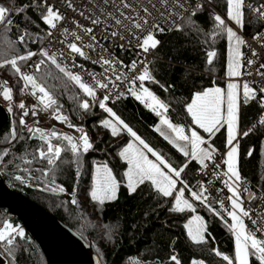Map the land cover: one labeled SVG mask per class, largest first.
I'll list each match as a JSON object with an SVG mask.
<instances>
[{
  "label": "snow or ice",
  "instance_id": "snow-or-ice-1",
  "mask_svg": "<svg viewBox=\"0 0 264 264\" xmlns=\"http://www.w3.org/2000/svg\"><path fill=\"white\" fill-rule=\"evenodd\" d=\"M212 2L213 0H203V2L195 3L193 0V3L190 4L189 0H90V6L97 11L87 16L82 11L79 14L89 20L93 27H85L75 22L76 28L80 29L82 34H78L76 31L70 32L68 28H64L62 34L65 37L71 36L73 38V42L66 45L69 54L90 60L93 64H99L103 68V73H101L103 79H97L96 73H88L94 82L93 84L86 83L81 74L73 73L62 66L58 62L57 55L50 53L46 48H41L39 52L28 50L29 43H35V40L27 30L20 33L17 40H6V45L10 50L15 51L17 44H19L23 46L25 51L24 54H17L11 59H3L0 62V69L10 68L18 77V82H22L20 91L30 94L37 103L29 106L21 101L16 105L21 110L18 121L19 128L11 127L7 136L0 139V143L6 142L11 146L15 143L38 138L41 144L32 152L25 149L18 157L10 159L12 148H4L0 151V168L14 167L17 174H14L13 178L21 184L25 183L26 180L34 179V171L40 172L46 182L45 187H47L48 185H55L57 168L54 166L62 161L63 153L70 152L72 154L73 163L77 165L76 175L79 176L81 175L79 169L82 167L80 164L81 155L94 150V144L88 134L81 127L70 122L69 117L62 111L63 105L58 102L53 91L47 86L45 78L48 73L42 72V69L46 63H50L76 85L85 96L91 98L90 102L88 99L80 100L78 96H73L72 99L78 103L80 109L88 112L93 107L98 106L104 113H107V118L100 121L103 128L110 130L113 137L126 133L132 138V142H129L118 154L127 164V169L124 172L126 180L124 186L129 190V194L135 193L141 185L148 183L158 195L165 198L171 197L174 200L172 211L178 213H183L186 210L195 212L196 208L193 203L185 198V190L188 189V185L181 179L188 163L174 167L163 154L155 151L109 106V101L114 103L125 95L123 92H118L113 96V88L118 87L117 81H127L129 85L126 89L127 93L160 117V125L164 126L165 130L157 127L156 131L160 132L165 140L176 147L184 157H189L190 161L198 162L202 169H208L209 164L207 162L209 161L213 162L215 168H219L220 165L215 164L216 149L210 140H206L196 129H190V134H186L184 127L173 124L167 115L170 105L145 86L146 82L159 83L153 71L149 69L148 63H145V59L146 54L157 50L161 44L156 35L164 33L166 29L160 21L163 20L169 25L167 31L180 32L182 31V24L187 27L191 18L196 16L198 11L208 10L207 6L211 5ZM226 2L227 19L234 22L238 29L242 30L245 27V9H251L256 18L261 21V27H264V3L253 7L252 4L246 3V0H226ZM65 3L73 11H77L72 0H65ZM29 9L39 11L40 20L51 30H56L58 25L66 19L61 9L50 3V0H30L29 3L20 7L5 6L3 0H0V38L13 28V15L25 13ZM185 13L188 15L186 16ZM211 18L214 21V29L210 33L203 34L205 37L215 40L221 33H227V38L232 44L227 74L229 77H240L242 75L240 68L242 67L241 57L243 55L240 48L241 45H246V41L238 35L237 30L227 26L226 20L219 14H212ZM177 19L181 20L182 24H178ZM29 23H31L30 20ZM96 28L103 29L99 37L95 35ZM196 31L202 32L201 29H196ZM47 34L51 36L52 32L49 31ZM85 37H88L91 42L78 43L83 42ZM253 39L264 41V34L257 32ZM104 41L111 42L121 50H127L128 47L137 48L140 50L137 55L144 54L145 59L133 60L130 65H125L123 60L116 56L105 55L108 53V49L105 47ZM118 41H126V43H117ZM97 48L101 49V52L97 54L98 59H93L88 50L96 51ZM59 55L62 57L64 53L61 52ZM206 55L207 64L212 65L217 55L216 52L207 51ZM252 55H258L254 49ZM33 57H42V59H39L34 65L29 64ZM253 63V60H247L249 66ZM24 65H27L32 71H22ZM140 65H143L142 70ZM73 66L83 69V65L74 64ZM124 68L134 74L130 79L122 71ZM260 69H264V64L260 65ZM35 73H42V75L37 77ZM109 73L111 76L108 75ZM247 74L250 75L251 73ZM257 74L264 77V72L259 69H257ZM113 76L114 80L112 79ZM171 87L172 85H169L164 90L168 91ZM98 89L105 91L102 98L97 95ZM0 97L9 102L8 111L12 112L14 94L8 81L0 82ZM251 102H257L264 109V87L256 89L251 87L248 82H244L242 85L231 82L228 83L226 91L220 87H214L195 93L191 103L186 105V112L191 117V123L207 133L209 137L214 136L220 128L227 127L229 150L226 153V159L222 160L227 169L223 176H226L227 179L222 182L230 193L227 197L230 207L226 208L224 201L216 202L219 204L220 210L213 207V202L205 195L208 189L203 184L200 185L199 191L190 192L194 201L201 202L215 216L220 217L228 226L229 231L233 233L235 237L234 256L230 257L219 250H215V255L222 257L226 264H252V258H255L258 264H264V238L258 236V233L264 235V223L258 222L254 218L253 212L245 207L242 193L239 190L242 176L239 171L238 137L240 135L246 137L253 131L250 128L243 133L240 132L241 108ZM41 112L51 113L54 120L74 128L80 133V136L74 138L68 134L58 133L54 129L45 130L38 126H29L25 118L29 115L38 117ZM34 123L38 125L39 120H35ZM259 124L264 125V118L259 121ZM202 145L208 146L202 147ZM148 154H151L155 159H149ZM248 155L251 156L252 152L249 151ZM38 162H44L46 167L33 169L31 166ZM178 183L183 187L177 189ZM120 187L121 182L117 180L112 169L106 163L98 164L92 175L88 195L91 201L104 205L106 201L117 199V192ZM51 191L64 193L66 189L63 186H53ZM244 191L248 193L249 200L256 199L255 194L247 188ZM75 193L76 189L74 188L73 199L70 201L72 205L79 203L78 199L75 198ZM221 210L226 213V217ZM229 218L231 223L228 222ZM245 219L251 222V226L245 223ZM185 228L187 235L193 242L197 244L206 242L207 225L201 216H193L185 224ZM28 239L22 226L14 225L8 220L0 222V250L3 253L0 255V261L2 264H18V255L26 251L19 245V241L27 242ZM18 248L19 252H17ZM4 256L8 257L6 262ZM170 260L174 264H181L176 255H172ZM133 264H140V262L135 261ZM192 264H203V262L193 261Z\"/></svg>",
  "mask_w": 264,
  "mask_h": 264
},
{
  "label": "trees",
  "instance_id": "trees-1",
  "mask_svg": "<svg viewBox=\"0 0 264 264\" xmlns=\"http://www.w3.org/2000/svg\"><path fill=\"white\" fill-rule=\"evenodd\" d=\"M246 1L258 3L261 0ZM3 3L8 7H20L28 2L3 0ZM211 5L227 18L226 0H213ZM13 20V28L0 38V62L3 59H11L17 54H24L25 51L19 44L15 51L10 50L6 45V40H17L18 35L27 30L35 40V43H29L28 50L35 51L46 35L48 26L40 20L39 11L29 9L25 13L14 14ZM179 24H182V21ZM251 25H254V22L245 18V26ZM196 29H201L202 32L198 33ZM213 29L214 21L211 16L205 11H198L196 16L191 18L187 27L182 24V31L173 30L164 37H160L161 44L155 50L156 58L148 64L159 83L146 82L145 86L170 105L167 113L168 118L172 123L184 127L186 134L192 126L191 117L186 112V105L190 103L194 94L202 92L206 88L224 85L227 64V33H221L215 40L205 37L203 33H210ZM206 40L207 42H205ZM207 51H215L217 54L212 65L207 64ZM42 72L48 73L45 82L53 91L58 102L63 105L62 111L69 117L70 122L80 124L85 128L94 144V150L81 155L80 164L82 167L79 169L81 173L79 176L76 175L77 165L73 163L72 154L70 152L63 153L62 161L54 166L57 168L55 185L45 187L46 182L41 173L35 171L33 172L34 179L26 180L21 184L14 180L13 176L17 174V170L12 166L7 169L0 168L1 180L9 188L21 192L30 200L47 209L75 231L86 244L94 264H133L135 261L140 264H174L170 260L172 255H176L181 264H189L192 259H199L205 264H226L222 257L215 255V250L230 257L234 256L233 234L220 217L215 216L201 202L191 198V189L194 191L200 189L195 183L194 174L198 164L184 157L154 129L159 117L128 93L114 103L109 102V106L146 143L155 151L163 154L174 167L188 163L181 179L188 185V189L185 190V198L193 203L196 208L195 212L172 211L174 200L171 197L165 198L158 195L148 183L141 185L135 193L129 194V190L124 186L126 184L124 178L126 163L118 154L131 137L126 133L113 137L110 130L103 128L100 121L107 118V113H104L98 106L88 112L80 109L78 103L72 98L78 96L81 100L83 93L54 65L46 63ZM35 75L40 77L42 73H35ZM0 79L8 81L14 94L13 111L9 112L4 104L8 120L0 127V139H3L11 127L19 128L16 104L22 92L20 91L21 82H18V77L10 68L0 69ZM169 85L172 87L165 91L164 89ZM250 86L259 89L257 86ZM259 111L260 107L257 102L242 106L240 132L248 126ZM10 113L15 117L13 121L10 120ZM39 127L67 134L60 126L51 122L41 123ZM252 129L250 135L238 137L239 171L249 181L248 186L252 191H264V125L257 122ZM199 132L210 140L216 150L226 149L225 127L220 128L212 137L200 129ZM25 135H27L26 132ZM40 144L38 138L11 146L4 142L0 143V151L11 147L13 151L10 159L18 157L25 149L32 152ZM249 151L252 152L251 156L248 155ZM104 163L112 169L117 180L121 182V187L117 192L116 200L106 201L104 205H99L91 201L88 192L92 183L93 167ZM31 167L43 169L46 164L38 162ZM30 185H39L45 188L63 186L66 192L70 193V197L42 192ZM180 187L183 185L178 183L177 189ZM74 188L76 189L75 198L79 201L77 205H72L70 202L73 199ZM209 200L213 202V200ZM218 210L220 209L218 208ZM221 211L226 217V213ZM192 214L201 216L206 222L207 233L204 243L197 244L187 235L185 224ZM4 220H8L14 225L20 224L16 217L7 216L5 207H0V222ZM26 235L29 238L27 242L19 241V245L26 251L18 255V264H45L39 247L27 233ZM17 252H19V248ZM5 258L8 259L6 256ZM252 264H258L255 258H252Z\"/></svg>",
  "mask_w": 264,
  "mask_h": 264
},
{
  "label": "built area",
  "instance_id": "built-area-1",
  "mask_svg": "<svg viewBox=\"0 0 264 264\" xmlns=\"http://www.w3.org/2000/svg\"><path fill=\"white\" fill-rule=\"evenodd\" d=\"M23 1H26L28 3L30 2V0H23ZM200 2H203V0H195V3H200ZM50 3H53L57 7H59L61 11L65 14L66 19L62 24L58 25V28L56 30H51L47 27L46 35L41 40V43L39 47L35 50V52H39L41 48H46L47 50L50 51V53L56 54L58 57V62L61 63L62 66H65L68 70L72 71L73 73L81 74L83 80L86 83L89 84L94 83L91 76L88 75L89 72L96 73L97 79H103L101 75V73H103V68L101 67V65L93 64L90 60H85L82 57L75 56L74 54H69L66 45L69 42H73V38L71 36L65 37L62 34L64 28H68L70 32L76 31L78 34H82L80 29L76 28L75 22H78L80 25H83L85 27H93L90 21L85 19V17L81 16L79 13L82 11L84 12L85 16H87L97 11V9L90 6V0H72V3L76 7L77 11H73L71 8H69L65 3V0H50ZM189 3L190 4L193 3V0H189ZM246 3H250L253 5V7H256L259 4L264 3V0H261L258 3H252L250 1H246ZM207 9L208 10L205 11L206 14H208L209 16H212V14H219L222 18L226 20L227 26L233 27L234 30H237L238 35H240L246 41V45H241L240 48V51L243 54L241 57L242 67L240 68L242 75L240 77H234L233 82L241 85L244 82H248L252 86H257L259 88L264 87V77H261L260 75L257 74V69H259L261 72H264V69H260V65L264 64V41L253 39L254 35H256L257 32L264 34V27H261V21H259L256 18V15L251 9H245V18L247 20L253 21L254 25L245 26L241 30L238 29V26H236L234 22L229 21L227 18L222 16L212 5H208ZM185 15L187 16L188 13H185ZM180 22L181 20L177 19V23L179 24ZM160 23L162 26L165 27L166 31L164 33H158L156 35L157 39H160V37H164L165 35L171 32V31H167L169 25L165 23V21L161 20ZM49 31L52 32L51 36L47 34ZM102 31H103L102 28H96L95 35L99 37L102 34ZM90 42H91L90 39L88 37H85L83 42H78V43H90ZM103 43L105 47L108 49V53H105V55H114L117 58L123 60L125 65H130L133 60L139 61L141 59H145L144 54H141L140 56L137 55V53L140 52V50L137 48L128 47L127 50H121L119 47L114 46L109 41H104ZM117 43H126V41H118ZM253 49L258 54L257 56L252 55ZM88 51H89V55H91L93 59H98L97 54L101 52V49L97 48L96 51H91V50ZM61 52L64 53L62 57L59 55ZM155 58H156L155 51L150 52L149 54H146L145 63L149 64L150 61ZM39 59H41V57H33L32 61H30L29 64L34 65V63L38 62ZM249 59L254 61V63L251 66L247 64V60ZM74 64L83 65V69H81L80 67L73 66ZM140 68L142 70L143 65H140ZM31 70L32 69H30L27 65H24L22 67V71L30 72ZM122 71L129 77V79L134 75L127 68L122 69ZM247 73H251V74L249 75ZM108 75L111 76V73H109ZM112 79L114 80V76L112 77ZM0 82H2L1 79ZM116 84L118 85V87L113 88V96H115V94L118 92H123L124 94L127 93L126 89L129 86L127 81H117ZM104 94H105L104 90L102 89L97 90V95H99L100 98H102ZM84 99H88V97H86L83 94L81 100ZM21 101H24L25 104L29 106L37 103L34 97L26 93L20 94L16 105H18ZM0 106L4 108V101L1 99V97H0ZM16 113H17V120L19 121L21 110L18 107H16ZM262 118H264V109L260 107L259 113L241 133L247 131L250 128L252 129L253 126L257 122H259L260 119ZM25 119L28 125L32 127H36V126L39 127L41 123L51 122L55 125L60 126L64 132H66L68 135L73 136L74 138H78L80 136V133L77 132L74 128H70L67 125L61 124L56 120H54L51 116V113L41 112L38 117H32L31 115H29ZM37 119L39 120L38 125L34 123V121ZM72 124L81 127L83 131L86 132L85 128L82 125L77 123H72ZM225 156H226V149L216 150L215 164H219L220 165L219 168H215L213 162L209 161L207 162L209 164L208 169H202L199 164L198 167L194 170L195 183L199 186V188L200 185L203 184V186L208 189V192H206L205 195L208 196L209 199L213 200L214 203L213 207L215 206V208L216 207L219 208V204L216 203L217 201H224L226 208L230 207V203L227 199L230 193L227 187H225L224 183L222 182L223 180L227 179L226 176H223V173L227 170L226 165L222 163V160L225 159ZM210 181L211 183H209ZM248 185H249V181L242 176V180L240 181L239 184V190L242 193V198L244 199V205L247 209L253 212L254 218H256L258 222L264 223V191L263 190H258L256 192L253 191V193L256 196V199L249 200L245 196L246 192L244 191L245 188H247L248 190L251 189ZM245 223L251 226V222L249 220L245 219ZM258 236H260V238H264V235H261L259 233ZM0 255H3L2 250H0ZM3 258L6 262L7 259L5 258V256Z\"/></svg>",
  "mask_w": 264,
  "mask_h": 264
},
{
  "label": "water",
  "instance_id": "water-1",
  "mask_svg": "<svg viewBox=\"0 0 264 264\" xmlns=\"http://www.w3.org/2000/svg\"><path fill=\"white\" fill-rule=\"evenodd\" d=\"M8 120L7 112L0 106V127ZM30 187L61 197L69 192H53L39 185ZM250 192L253 193L251 189ZM245 196L248 198V193ZM0 207L6 208L7 216L17 218L43 254L45 264H94L92 255L81 237L69 226L21 192L9 188L0 178ZM2 264V261H0Z\"/></svg>",
  "mask_w": 264,
  "mask_h": 264
},
{
  "label": "rangeland",
  "instance_id": "rangeland-1",
  "mask_svg": "<svg viewBox=\"0 0 264 264\" xmlns=\"http://www.w3.org/2000/svg\"><path fill=\"white\" fill-rule=\"evenodd\" d=\"M227 41H228V44H227V64H226V73H225V77H224V86H213V87H211V88H214V87H220V88H222V89H224L225 91L227 90V85H228V83H231V82H233V78L234 77H229L228 76V64H229V61H230V57H231V48H232V44H231V42L228 40V38H227ZM230 80V81H229ZM206 89H208V88H206ZM205 90V89H204ZM203 90V91H204ZM195 95V94H194ZM87 97V96H86ZM194 97V96H193ZM1 99L3 100V98L1 97ZM88 99H89V101H90V98L88 97ZM4 101V100H3ZM190 103H191V101H190ZM4 104L6 105V108L8 109L9 108V102H7V101H4ZM15 119V117H13L12 116V114L10 113V120H14ZM16 121V120H15ZM174 124V123H173ZM175 125H177V124H175ZM179 126V125H178ZM157 127H160L162 130H165L164 129V126H162V125H160V117L158 118V123H157V125H156V129H157ZM196 126L195 125H192V127H191V129H196L195 128ZM45 130H47V129H45ZM198 132H199V130L198 129H196ZM225 130H226V136H227V127L225 126ZM160 133V132H159ZM200 134H201V132H199ZM202 135V134H201ZM203 136V135H202ZM205 138V137H204ZM206 139V138H205ZM129 142H132V138H130L129 139V141L125 144V146H123V148L124 147H126L127 146V144L129 143ZM235 143V142H234ZM202 147H204V146H202ZM122 148V149H123ZM229 150V146L227 145L226 146V153H227V151ZM148 156H149V159H155L154 157H152L151 156V154H148ZM225 159H226V156H225ZM126 163V162H125ZM96 167V166H95ZM94 167H93V173H92V175L94 174ZM126 169H127V164H126V167H125V169H124V172L126 171ZM125 182H126V180H125ZM200 189H198L197 191H199ZM191 191H194V190H192L191 189ZM217 208V207H216ZM218 209V208H217ZM196 214H192V216L190 217V219L193 217V216H195ZM189 219V220H190ZM188 220V221H189ZM188 223V222H187ZM229 223H231V221H229ZM20 225V224H19ZM21 226V225H20ZM233 234V233H232ZM233 238H234V248H235V237H234V235H233ZM193 261H201V260H199V259H192L191 261H190V263L189 264H192V262ZM203 262V261H202ZM203 264H205L204 262H203Z\"/></svg>",
  "mask_w": 264,
  "mask_h": 264
},
{
  "label": "crops",
  "instance_id": "crops-1",
  "mask_svg": "<svg viewBox=\"0 0 264 264\" xmlns=\"http://www.w3.org/2000/svg\"><path fill=\"white\" fill-rule=\"evenodd\" d=\"M224 86V85H223ZM157 123H158V120H157V122L155 123V125H154V129L156 130V125H157ZM175 124V123H174ZM193 125V124H192ZM192 127V126H191ZM191 127L189 128V130L191 129ZM196 129H198L197 127H195ZM199 130V129H198ZM201 130V129H200ZM203 131V130H202ZM158 132V131H157ZM159 133V132H158ZM199 133V132H198ZM160 134V133H159ZM187 134H190V131L187 133ZM200 134V133H199ZM201 135V134H200ZM204 137V136H203ZM206 140H208L207 138H206ZM172 145V144H171ZM173 146V145H172ZM202 146H204V147H207L208 145H202ZM174 147V146H173ZM175 149H177L176 147H174ZM181 153V152H180ZM182 154V153H181ZM183 155V154H182ZM188 159H190L189 157H187ZM196 162V161H195ZM198 165H199V163L198 162H196Z\"/></svg>",
  "mask_w": 264,
  "mask_h": 264
}]
</instances>
